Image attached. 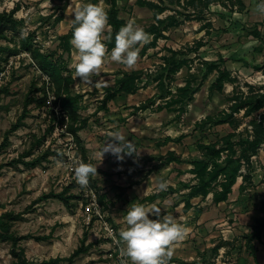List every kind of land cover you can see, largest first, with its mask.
Wrapping results in <instances>:
<instances>
[{
    "label": "rangeland",
    "instance_id": "1",
    "mask_svg": "<svg viewBox=\"0 0 264 264\" xmlns=\"http://www.w3.org/2000/svg\"><path fill=\"white\" fill-rule=\"evenodd\" d=\"M89 1L0 0L1 12L19 7L15 18L20 22L18 31L10 33L8 40L0 39V46L21 48L22 41L28 39L33 48L55 59L62 58L74 78L71 65L75 62V49L72 47L69 53L64 52L59 38L70 32L75 8ZM138 1L121 0L119 16L126 23L134 20L147 33L151 25L158 26L161 36L155 46L151 45L155 35L149 33L150 42L141 47L134 69H126L106 55L101 75L92 78L100 81L98 86H88L74 78L72 92L83 96L82 130L79 132L82 145L58 126L57 121L52 122L51 109L39 108L36 103L29 105L23 125L10 135L9 144L0 151V166H4L0 175V217L5 212L25 213L24 219L13 225L12 232L19 237L30 236L20 245L33 264L69 257L82 245L85 235V245H92L90 251L74 262L61 264H119V246L115 240L119 239V231L126 227L123 217L131 203L155 204L162 215L171 214L177 223L188 229L186 237L174 245L169 264H254L256 256L264 262V229L255 233L256 226L264 221V215L260 216V209L264 210V166L259 155L252 158L250 169L247 166L242 169L241 175L250 174V179L239 187L243 180L240 177L227 202L216 206L210 195L204 201L201 197L193 199L194 207L188 212L184 210L190 186L197 183L189 161L201 156L199 144L217 142L234 132L228 124H215L225 113H231L230 98L248 96L252 91L264 92V71L257 69L261 65L246 61L251 60L257 44L250 33L256 29L264 33V13L256 7L264 0H242L243 10L238 0H213L207 9L187 8V0H182L181 5H170L171 9L158 17L174 16L177 20L163 25L157 22L150 9L139 6ZM164 1L169 5V0ZM100 6L107 9L104 2ZM61 15L64 18L58 22ZM110 30L106 28L104 41L108 40ZM258 48L261 47H255ZM169 50L184 52L186 55L181 58L186 65L173 81L166 82V90L176 93L178 88L190 83L194 89L198 88L192 101L186 103L184 112L160 110L162 100L156 97L161 89L154 77ZM110 52L108 50V55ZM0 56L5 58L6 54L0 53ZM220 57L227 60L226 67L237 80L235 85L226 84L223 93L211 89L215 73L206 80L202 78L206 63ZM134 71L152 77L143 75L136 94L120 93L105 102L116 80ZM46 76L31 54L22 49L8 62L0 59V146L6 133L23 114L28 96L41 98L39 90L43 88L47 96L53 94ZM56 111L59 113L58 108ZM234 116L239 124L237 134L246 128L252 131L251 118H245L243 112ZM255 117L264 119V108ZM54 125L44 145L33 149L37 140L48 134L50 126ZM117 131L125 140L133 142L139 155L125 156L123 161H118L106 153L101 160L104 143L110 139V133ZM49 148L52 155L42 165L32 169L21 164L7 166L31 149L33 155L26 160ZM262 149L263 146L260 155ZM82 150L88 163L97 165L94 186L81 187L76 183L72 161H83ZM169 152L181 156V162L162 160ZM162 180L168 183L166 191L158 190ZM68 186H73L70 193L78 197L72 210L57 200L32 205L43 194L58 193ZM94 200L100 209L92 205ZM150 218L155 217L150 215ZM105 224L115 228V237L108 235ZM217 246L220 249L216 253L213 249ZM11 250V243L0 241V264L13 263Z\"/></svg>",
    "mask_w": 264,
    "mask_h": 264
},
{
    "label": "trees",
    "instance_id": "2",
    "mask_svg": "<svg viewBox=\"0 0 264 264\" xmlns=\"http://www.w3.org/2000/svg\"><path fill=\"white\" fill-rule=\"evenodd\" d=\"M120 1L121 0L89 1V3L93 4H100L101 2H104L107 5L106 11L109 17L108 24L111 29L108 32L107 37L110 34L111 40H103V42L108 50H112L115 46V35L120 27L126 25V21L119 16ZM212 1L213 0H187L186 6L187 8L201 7V9H207ZM236 2L233 3V5H236ZM181 3L182 0H169V5H167L164 0H158V2L149 0L138 1L139 6L147 7L153 12L154 17L160 25L166 24L171 20L173 22L177 21L174 16H168L166 19H159L158 17L171 9L170 7L172 5H181ZM237 4L241 10L244 9L245 6L242 0H238ZM18 9L19 7L17 6L11 12L0 11V39L8 40V35L10 33L18 31L20 22L15 18V14ZM63 18L64 16L61 15L57 21L61 22ZM72 31L73 25L68 34L59 38L63 51L67 53H69L72 49V45L70 44ZM148 32L155 35V40L151 44L152 46H155L156 40L159 36H161L158 26L155 24L151 25ZM250 37L260 41L263 40L262 34L258 29L252 31L250 33ZM147 47L144 51H146ZM197 48H199V46L196 47V50ZM21 49L29 52L40 71L49 77L55 100L52 104H50L52 106H49L48 96L44 88L39 90L42 93L41 98L28 96L26 103L23 106V114L20 116L17 123L6 133L4 142L0 146V151L6 148L9 144L10 135L15 133L23 125V121L29 113L28 107L32 103H36L39 108L47 107L51 109V111H49V115L52 122L55 123L57 121L58 126L64 128L66 133L71 134L77 144L82 145L79 132L82 130L80 109L83 96L73 94L72 85L74 84V78L68 66L64 65L62 58L55 59L49 54L42 53L39 48H33V46L29 44L28 39L22 41L21 48H17V46L15 48H11L10 46H0V53L6 54L5 58L0 56V59L2 62H8L11 57L18 55ZM263 50L264 46L260 49V51ZM184 55L186 54L182 51L169 50V55L164 56V63L159 67L155 74L154 81L161 89L159 94L156 96L162 100L159 105L160 110L167 109L171 111L179 110L180 112H184L186 103L192 101L193 96L198 89H194V86L191 83L187 84L185 87L178 88L176 93H173L170 90L168 91L165 88L166 82L173 81L175 75L183 68L184 65H186V61L181 58ZM226 63L227 60L223 57H220L217 61L206 63V70L202 78L203 80H206L212 73H215V80L211 86L213 91L223 93L226 84L235 85L237 82L236 78L232 77L230 70L226 67ZM257 69L258 71H264V63ZM143 75L148 76L149 79L152 77L151 75L144 74V72L141 71L122 74V77L116 80L114 89L109 91L107 94L105 102L114 99L120 93L128 95L136 94L140 89ZM154 100H152L151 103L154 102ZM229 101L232 104L230 107L231 113H225L215 122V124H228L233 128L234 132L219 139L217 142L199 144L198 149L201 156L195 157L189 161L190 165L193 166V170L191 172L195 176L197 183L190 186V192L187 195L188 199L184 206V210L187 212L194 207L192 200L195 198L201 197L202 201H204L212 195V203L216 206L227 202L238 179L240 177H242L243 181H248L250 179V174L242 176L241 171L246 166L250 169L252 158L258 155L259 150L264 145V119L261 118V121H259L255 117V115L264 108V92L252 91L248 94V96H243V94L241 96L234 95ZM57 108L59 113L56 111ZM241 112L244 113L245 118H251L249 126L252 127V131L246 128L244 132L237 134L236 131L239 128V124L234 115ZM54 129L55 125L50 126L48 134H45L40 140H37V143L33 145V149L44 145L47 137L51 135ZM236 137H238L239 140H234ZM33 149L23 153L18 159L13 160L7 166H17L21 164L27 169H32L48 161L49 157L52 155L49 148L41 155H38L31 160H26L33 155ZM82 153L83 162L88 163L85 151L82 150ZM162 160L166 161V163L181 162L182 157L177 155L175 152H169L162 158ZM3 167L4 166H0V175L2 174ZM89 184L94 186L95 183L93 176L89 177ZM72 187L73 186H68L63 191L58 193L50 192L48 194H43L38 199L34 200L32 205L35 206L48 200H57L66 208L72 210L76 205L74 201L78 200L77 196L70 193ZM100 201V203L104 205L103 200ZM24 214L25 213L16 214L14 212H5L0 217V241L11 243V256L13 258L12 264H33L27 259L25 250L20 245L22 241L28 239L30 236L19 237L12 232L13 225L16 222L22 221L24 219ZM263 229L264 221L256 226L255 233H261ZM86 237L87 235H85L82 245L69 257H58L48 262H43L42 264L74 262L78 257L87 254L92 247L91 244L85 245ZM219 249L220 246H217L213 249V251L217 253Z\"/></svg>",
    "mask_w": 264,
    "mask_h": 264
},
{
    "label": "clouds",
    "instance_id": "3",
    "mask_svg": "<svg viewBox=\"0 0 264 264\" xmlns=\"http://www.w3.org/2000/svg\"><path fill=\"white\" fill-rule=\"evenodd\" d=\"M257 11L264 13V3L258 4ZM72 19L73 31L70 44L75 49L74 78L88 86L100 84L93 77H99L105 64V58L123 65L126 69H134L139 60V52L144 44L150 42V34L129 20L120 27L115 35V46L110 55L103 42L108 24V13L100 4L85 3L75 8ZM23 36V33H22ZM111 40V35L107 37ZM110 153L118 161L125 156H138L136 147L130 140H125L120 132L110 133L101 151L100 158ZM76 183L87 187L90 176H97V165L82 160L72 161ZM167 181L158 184L159 191H166ZM155 217L154 219L150 218ZM126 227L119 231V264H169L174 255V245L182 241L188 229L177 223L171 214H161L155 204L145 205L131 203L123 217Z\"/></svg>",
    "mask_w": 264,
    "mask_h": 264
},
{
    "label": "crops",
    "instance_id": "4",
    "mask_svg": "<svg viewBox=\"0 0 264 264\" xmlns=\"http://www.w3.org/2000/svg\"><path fill=\"white\" fill-rule=\"evenodd\" d=\"M264 33L262 34V38H263V42H264ZM256 40V39H255ZM257 42V44H256V46L255 47H261V48H263V46H264V43L262 42V41H260V40H256ZM260 41V42H259ZM258 43H260V44H258ZM255 47L253 48L254 49V52H253V54L251 55V60L249 59H247L246 61L249 63V64H252V65H262L263 63H264V50L263 51H260V49L261 48H258V49H255ZM238 69H240V68H238ZM243 69V68H242ZM263 149H264V145H263ZM262 149V150H263ZM258 157H259V159L261 160V162H262V164L261 165H263L264 166V151H263V153H262V155H260V151L258 152ZM240 180V179H239ZM238 180V181H239ZM238 183V182H237ZM241 184L239 185V187L243 184V180L240 182ZM237 186V184L234 186V188H233V190L235 189V187ZM263 203V202H262ZM261 210V215L260 216H263L264 215V210L263 209H260ZM259 216V217H260ZM255 260L257 261V262H255L254 264H264V262L263 261H261L260 259H259V257L257 258V256H256V258H255Z\"/></svg>",
    "mask_w": 264,
    "mask_h": 264
},
{
    "label": "built area",
    "instance_id": "5",
    "mask_svg": "<svg viewBox=\"0 0 264 264\" xmlns=\"http://www.w3.org/2000/svg\"><path fill=\"white\" fill-rule=\"evenodd\" d=\"M0 79H1V77H0ZM46 79H47V82L49 83V86L51 87V82H50L49 77L46 76ZM51 89H52V87H51ZM48 99H49L48 103L52 104L53 101L55 100L54 94L49 95V96H48ZM259 121H261V118H259ZM92 205L95 207V209H100V207H99V205H98V203H97L96 200H94V202L92 203ZM105 231L108 233V235H109L111 238L115 237V235H116V234H115V233H116V232H115V228L112 227V226H108L107 224H105Z\"/></svg>",
    "mask_w": 264,
    "mask_h": 264
}]
</instances>
